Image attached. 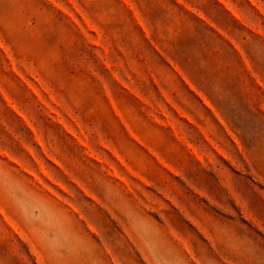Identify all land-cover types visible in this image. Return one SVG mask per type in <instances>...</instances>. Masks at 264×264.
<instances>
[{"label":"rangeland","instance_id":"obj_1","mask_svg":"<svg viewBox=\"0 0 264 264\" xmlns=\"http://www.w3.org/2000/svg\"><path fill=\"white\" fill-rule=\"evenodd\" d=\"M0 264H264V0H0Z\"/></svg>","mask_w":264,"mask_h":264}]
</instances>
